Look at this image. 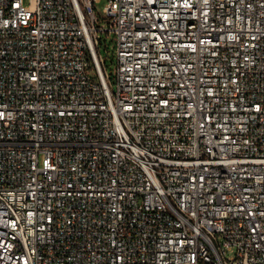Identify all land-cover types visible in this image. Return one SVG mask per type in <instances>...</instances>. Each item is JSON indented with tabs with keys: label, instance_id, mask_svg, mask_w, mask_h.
Masks as SVG:
<instances>
[{
	"label": "built area",
	"instance_id": "obj_1",
	"mask_svg": "<svg viewBox=\"0 0 264 264\" xmlns=\"http://www.w3.org/2000/svg\"><path fill=\"white\" fill-rule=\"evenodd\" d=\"M0 264H264V0H0Z\"/></svg>",
	"mask_w": 264,
	"mask_h": 264
},
{
	"label": "rangeland",
	"instance_id": "obj_2",
	"mask_svg": "<svg viewBox=\"0 0 264 264\" xmlns=\"http://www.w3.org/2000/svg\"><path fill=\"white\" fill-rule=\"evenodd\" d=\"M26 3H27V0H26ZM105 4H106V2L103 1L101 4L96 6L98 13H102ZM102 54H103L104 60L106 61V64H107V67H108V71H109L110 74H112L114 72V70H115V67H114V65L112 63V61L114 59L113 46L109 45L107 48L103 47ZM234 256H235V253L233 251L229 252L227 254V259L228 260H232V259H234Z\"/></svg>",
	"mask_w": 264,
	"mask_h": 264
}]
</instances>
